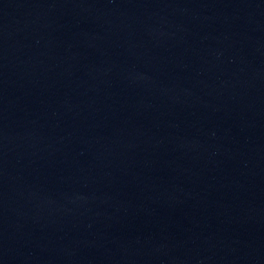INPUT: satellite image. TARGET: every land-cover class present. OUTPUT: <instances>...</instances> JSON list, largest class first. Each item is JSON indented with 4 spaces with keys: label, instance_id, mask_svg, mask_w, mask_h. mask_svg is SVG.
I'll use <instances>...</instances> for the list:
<instances>
[{
    "label": "water",
    "instance_id": "obj_1",
    "mask_svg": "<svg viewBox=\"0 0 264 264\" xmlns=\"http://www.w3.org/2000/svg\"><path fill=\"white\" fill-rule=\"evenodd\" d=\"M0 264H264V0H0Z\"/></svg>",
    "mask_w": 264,
    "mask_h": 264
}]
</instances>
